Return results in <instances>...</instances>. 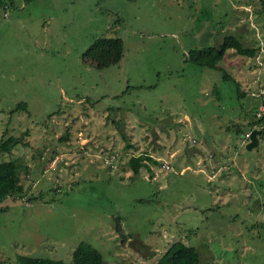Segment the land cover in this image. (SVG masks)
<instances>
[{
    "label": "rangeland",
    "instance_id": "1",
    "mask_svg": "<svg viewBox=\"0 0 264 264\" xmlns=\"http://www.w3.org/2000/svg\"><path fill=\"white\" fill-rule=\"evenodd\" d=\"M259 7L0 0V138L27 142L0 151L26 166L24 194L0 202V262L69 261L84 241L105 264H150L181 240L201 263L264 264V136L245 147L264 108ZM224 34L255 53L189 61ZM141 153L157 161L134 174Z\"/></svg>",
    "mask_w": 264,
    "mask_h": 264
},
{
    "label": "trees",
    "instance_id": "2",
    "mask_svg": "<svg viewBox=\"0 0 264 264\" xmlns=\"http://www.w3.org/2000/svg\"><path fill=\"white\" fill-rule=\"evenodd\" d=\"M260 1V11H264V0ZM227 49H233V51L240 55L252 56L255 53L256 48L248 44H243L236 36L233 34L222 35L219 41L212 44L194 48L188 51L187 58L189 61L203 65L207 67L220 69L217 62L221 59L222 55ZM221 75L223 78L231 79L235 85L236 90H238V84L230 78L222 70ZM252 111H255L254 108ZM256 115V114H255ZM249 131L251 128L259 129L257 136H264V108L259 112L255 118H252L249 123H247ZM238 132V128L234 129ZM244 130L243 133L246 131ZM26 129L23 133H26ZM65 135H68L67 131H64ZM124 137V135H123ZM247 138V137H246ZM21 141V138L16 135L9 134L4 138H0V151H10V149ZM22 144H27L26 141H21ZM129 145V144H128ZM125 146L127 144L125 143ZM157 160L153 158L148 153L133 154L130 155L126 164L129 169L136 174L140 167L145 166L148 168V162L155 163ZM26 166L22 165L19 157H13L7 160L0 161V202L6 198L13 199L20 196L23 193L22 185V170ZM24 194V193H23ZM37 196V195H36ZM36 196H34L36 198ZM39 198V196L37 197ZM5 206H0V210L4 209ZM119 223H117L116 230L118 233ZM0 264H9L8 262H0ZM11 264H105L103 260L102 253L91 244L79 241L71 251L70 260L65 261L60 258H53L47 256H37L24 253H18L15 256V261ZM150 264H215V262L210 261L207 263H201L199 261L198 251L192 245L185 244L181 240L172 241L164 251L156 257V259Z\"/></svg>",
    "mask_w": 264,
    "mask_h": 264
},
{
    "label": "water",
    "instance_id": "3",
    "mask_svg": "<svg viewBox=\"0 0 264 264\" xmlns=\"http://www.w3.org/2000/svg\"><path fill=\"white\" fill-rule=\"evenodd\" d=\"M259 133V129L251 128L248 132V141L245 143L246 148H251L252 146L257 144V134Z\"/></svg>",
    "mask_w": 264,
    "mask_h": 264
},
{
    "label": "built area",
    "instance_id": "4",
    "mask_svg": "<svg viewBox=\"0 0 264 264\" xmlns=\"http://www.w3.org/2000/svg\"><path fill=\"white\" fill-rule=\"evenodd\" d=\"M247 136V135H246ZM248 138V137H247ZM161 166H163V167H168V165L166 164V163H164V162H162L161 163Z\"/></svg>",
    "mask_w": 264,
    "mask_h": 264
},
{
    "label": "crops",
    "instance_id": "5",
    "mask_svg": "<svg viewBox=\"0 0 264 264\" xmlns=\"http://www.w3.org/2000/svg\"><path fill=\"white\" fill-rule=\"evenodd\" d=\"M82 120H86V121H87L88 119H82ZM82 120H81V121H82ZM87 122H88V121H87ZM150 156H151V155H150ZM152 157H153V156H152ZM154 158H157V157H154Z\"/></svg>",
    "mask_w": 264,
    "mask_h": 264
}]
</instances>
